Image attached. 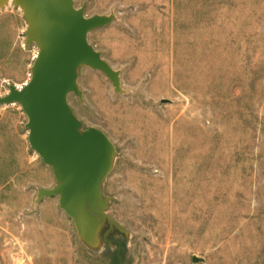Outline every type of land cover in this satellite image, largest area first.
<instances>
[{
    "label": "rangeland",
    "instance_id": "1",
    "mask_svg": "<svg viewBox=\"0 0 264 264\" xmlns=\"http://www.w3.org/2000/svg\"><path fill=\"white\" fill-rule=\"evenodd\" d=\"M114 16L88 35L119 73L78 71L67 103L114 146L102 184L120 226L78 237L56 181L30 149L27 118L0 106V264H264V0H74ZM11 1L0 9V98L27 81L33 46ZM26 48H23V47Z\"/></svg>",
    "mask_w": 264,
    "mask_h": 264
},
{
    "label": "water",
    "instance_id": "2",
    "mask_svg": "<svg viewBox=\"0 0 264 264\" xmlns=\"http://www.w3.org/2000/svg\"><path fill=\"white\" fill-rule=\"evenodd\" d=\"M9 1L21 10L26 44L38 50V57L28 85L21 91L10 86L0 106H20L27 118L28 145L52 171L56 185L40 189L38 200L57 197L59 209L86 246H96L103 225L107 230L102 240L112 245L116 242L108 235L121 228L106 213L102 184L111 171L114 146L101 130L82 129L67 97L81 96L77 75L82 67L102 73L119 92V73L88 42V35L109 25L114 16L86 17L74 0H0V9ZM117 257L121 264L120 248ZM200 261L192 257L193 263Z\"/></svg>",
    "mask_w": 264,
    "mask_h": 264
},
{
    "label": "built area",
    "instance_id": "3",
    "mask_svg": "<svg viewBox=\"0 0 264 264\" xmlns=\"http://www.w3.org/2000/svg\"><path fill=\"white\" fill-rule=\"evenodd\" d=\"M23 48H26V47L24 46ZM37 57H38V50L35 48L34 51L31 53V57H30V61H31L32 64L37 59ZM29 81H30V75H29V78L27 79V81L15 85V88L18 91H21V90H23L28 85Z\"/></svg>",
    "mask_w": 264,
    "mask_h": 264
},
{
    "label": "flooded vegetation",
    "instance_id": "4",
    "mask_svg": "<svg viewBox=\"0 0 264 264\" xmlns=\"http://www.w3.org/2000/svg\"><path fill=\"white\" fill-rule=\"evenodd\" d=\"M114 244H115V245H118V244H117V242H116V243H114Z\"/></svg>",
    "mask_w": 264,
    "mask_h": 264
}]
</instances>
